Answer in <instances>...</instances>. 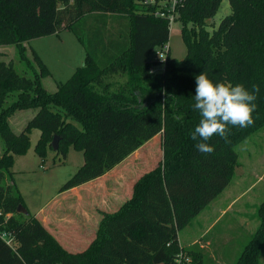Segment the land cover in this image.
<instances>
[{
  "label": "trees",
  "instance_id": "1",
  "mask_svg": "<svg viewBox=\"0 0 264 264\" xmlns=\"http://www.w3.org/2000/svg\"><path fill=\"white\" fill-rule=\"evenodd\" d=\"M145 1L0 0V43L17 46L28 73L0 61V264H177L181 252L190 258L185 264H204L205 251L182 246L179 232L230 184L239 166L236 146L264 128V0H229L232 13L212 32L207 22L222 0H184L176 20L186 55L169 53L159 74L151 72L157 62L148 59L169 42L170 24ZM61 29L76 35L85 58L50 92L42 79L51 73L35 51L29 59L25 43ZM203 71L214 83L260 89L254 124L229 125L228 142L213 136L211 154L199 152L191 139L201 118L193 107L195 76ZM28 109L37 112L14 133L9 117ZM33 129L41 132L35 147L40 157L52 150L55 136L64 159L70 148L83 154L60 192L102 177L160 133L162 159L139 177L118 211L103 214L87 249L72 253L35 216L17 212L24 198L13 168L28 151ZM258 216L236 264L259 262L264 201Z\"/></svg>",
  "mask_w": 264,
  "mask_h": 264
},
{
  "label": "rangeland",
  "instance_id": "2",
  "mask_svg": "<svg viewBox=\"0 0 264 264\" xmlns=\"http://www.w3.org/2000/svg\"><path fill=\"white\" fill-rule=\"evenodd\" d=\"M61 7V5H60ZM232 13L229 0H222L220 7L214 17L208 20L207 29L212 32L215 30L222 19ZM83 26V24H80ZM182 24L176 20L170 30V55L172 58L183 59L186 55V46L183 42ZM124 39V36H123ZM27 48V55L30 60H33L32 50L41 58L51 73L42 79L43 85L50 92L57 88V83H65L71 78L78 66L83 64L85 58L84 47L76 35L68 30L61 29L58 34L49 35L46 37L32 39L25 43ZM158 50V49H157ZM0 61L11 63L19 72L27 74L24 61L20 58L18 48L16 45H2L0 43ZM151 63L157 61L155 53H152L148 59ZM153 68L157 74L164 70V64L158 62L153 64ZM13 97L10 98L12 101ZM36 109L18 110L9 117V123L14 133H19L27 124V122L35 115ZM41 132L38 129H33L30 135V146L26 154L16 158V164L13 168L14 178L18 186H20L25 195L28 212L34 215L35 212L46 202L60 192L62 185L69 180L83 164V154L70 148L66 159L57 152L47 149L45 157H40L35 147ZM239 158V166L235 171L239 172L240 166L257 167L259 172H264V128L254 132L248 138L243 140L236 146ZM3 152V142L0 137V155ZM160 159L158 147L151 159H147V168L153 167ZM29 169L27 173H17V170ZM235 175V174H234ZM237 176V175H236ZM235 176V178H236ZM245 201H249L251 207L247 209L249 218L255 221V225L260 224L258 216V208L264 201V180L251 192V194L243 198L235 208L241 206ZM26 208V209H27ZM231 215L222 218L220 223L207 234L206 238H211L223 235L221 244H214L213 248L217 254H213V249L205 250L204 264H224L225 256H221L218 250L225 248V250L232 249L233 240L227 245L233 234L226 235V225ZM206 221H202L200 217H196L190 225L179 232L180 240L185 244L192 237L200 235L206 228ZM253 222L249 223V227ZM257 226V228H258ZM226 237V238H225ZM251 236L247 238L249 241ZM229 238V239H228ZM237 241V240H236ZM226 242V243H225ZM239 244L235 243V245ZM218 249V250H217ZM226 259V257H225ZM262 264V263H261Z\"/></svg>",
  "mask_w": 264,
  "mask_h": 264
},
{
  "label": "crops",
  "instance_id": "3",
  "mask_svg": "<svg viewBox=\"0 0 264 264\" xmlns=\"http://www.w3.org/2000/svg\"><path fill=\"white\" fill-rule=\"evenodd\" d=\"M162 140L163 134H157L102 177L57 193L33 216L66 250L72 253L84 251L95 238L103 214L118 211L131 198L133 185L139 177L156 166L147 168V159H151L155 148L158 147L160 153L158 162L162 159ZM256 168L255 166L252 168L240 166L239 172L235 171L230 184L198 214L197 217L207 223L204 231L200 235L192 237L185 244L179 237L182 246L197 244L200 249L205 251L213 249L216 244H221L220 240L224 237L223 235L214 237L212 240L206 236L220 223L223 217L229 214L231 216L225 230L226 235H233L226 242L229 245L233 240V247L229 250H225L223 247L221 250H217L219 255L226 257V259L224 257V264H236L238 257L249 242L247 238L254 235L258 226L255 225V221L249 218L247 211L251 207L249 201H245L241 206L235 208L264 180V172H259ZM28 170H17V173H27ZM18 188L24 198V206H27L24 192L20 186ZM250 222H253L251 227H249ZM238 242L239 244L234 246ZM212 252L214 255L217 254L214 249ZM261 263L264 264V248L258 264Z\"/></svg>",
  "mask_w": 264,
  "mask_h": 264
},
{
  "label": "clouds",
  "instance_id": "4",
  "mask_svg": "<svg viewBox=\"0 0 264 264\" xmlns=\"http://www.w3.org/2000/svg\"><path fill=\"white\" fill-rule=\"evenodd\" d=\"M194 110L200 114V120L191 139L197 141L196 149L204 154L215 151L208 141L219 136L228 142L229 125L246 128L254 124L253 113L259 93V85H252L249 91L243 84L214 83L207 72L195 76Z\"/></svg>",
  "mask_w": 264,
  "mask_h": 264
},
{
  "label": "built area",
  "instance_id": "5",
  "mask_svg": "<svg viewBox=\"0 0 264 264\" xmlns=\"http://www.w3.org/2000/svg\"><path fill=\"white\" fill-rule=\"evenodd\" d=\"M183 2L184 0H160V1L146 0L145 1V3L157 5L156 11L154 13L155 16L167 19L170 24V30H171L172 24L176 21V18L178 16L179 7L183 4ZM157 49L154 51L157 57V61L155 62L157 63L161 62L164 64L168 58V54L170 53V45L169 43H165L164 45H162L161 47ZM151 72L152 73L155 72L154 68L151 69ZM176 261H177V264H185V263L190 262V258L189 257L183 258V254L181 252Z\"/></svg>",
  "mask_w": 264,
  "mask_h": 264
},
{
  "label": "water",
  "instance_id": "6",
  "mask_svg": "<svg viewBox=\"0 0 264 264\" xmlns=\"http://www.w3.org/2000/svg\"><path fill=\"white\" fill-rule=\"evenodd\" d=\"M51 146H52L53 151L56 152L58 150V148H59V137L58 136H55L53 138ZM17 212L21 213L25 216H27L29 214L28 210L26 209V207L24 205H19Z\"/></svg>",
  "mask_w": 264,
  "mask_h": 264
}]
</instances>
